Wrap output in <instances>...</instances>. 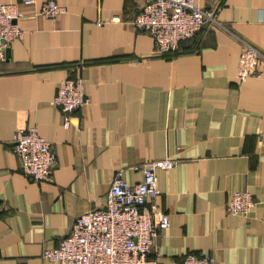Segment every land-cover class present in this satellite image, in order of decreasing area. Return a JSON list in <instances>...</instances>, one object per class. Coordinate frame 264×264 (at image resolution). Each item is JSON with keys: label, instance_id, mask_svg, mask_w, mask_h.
Listing matches in <instances>:
<instances>
[{"label": "crops", "instance_id": "0c3cea01", "mask_svg": "<svg viewBox=\"0 0 264 264\" xmlns=\"http://www.w3.org/2000/svg\"><path fill=\"white\" fill-rule=\"evenodd\" d=\"M3 1L17 5L23 35L0 60V264H57L43 248L105 207L115 173L134 184L133 165L164 157L177 162L157 170L153 204L169 226L151 256L264 264V61L259 76L237 77L238 38L264 47V0H196L221 25L171 56L131 23L145 0H54L66 11L53 18L38 13L47 0ZM67 77L83 78L89 102L65 126L50 100ZM33 125L57 157L50 184L24 175L12 150L14 132ZM244 189L249 215L229 214Z\"/></svg>", "mask_w": 264, "mask_h": 264}, {"label": "built area", "instance_id": "2783aa9c", "mask_svg": "<svg viewBox=\"0 0 264 264\" xmlns=\"http://www.w3.org/2000/svg\"><path fill=\"white\" fill-rule=\"evenodd\" d=\"M65 11L54 0H47L38 13L53 18ZM20 15L15 3L0 0V60L5 58L9 44L23 35V29L16 23ZM131 23L136 30L145 31L153 38L155 49L160 53H172L181 42L203 29L221 25L216 10L201 7L196 0H145ZM100 24L98 21L97 25ZM238 41V79L259 76L257 67L259 60L264 61V47L258 48L241 38ZM88 102L84 80L80 77L61 81L50 100L60 109L65 126L71 114ZM12 150L24 175L37 184L53 182L57 157L51 142L38 134L35 125L14 132ZM176 162L174 158L164 157L133 165L132 169L140 173V179L134 184L127 183L122 172L117 171L105 194V207L76 217L57 245L43 248L42 257L57 264H162L151 256L156 238L169 226L168 213L153 204L159 194L156 172L171 168ZM254 204L248 190H238L227 201L226 210L229 214L246 217ZM172 264H214V258L210 252L200 251L189 253Z\"/></svg>", "mask_w": 264, "mask_h": 264}, {"label": "trees", "instance_id": "16d2710c", "mask_svg": "<svg viewBox=\"0 0 264 264\" xmlns=\"http://www.w3.org/2000/svg\"><path fill=\"white\" fill-rule=\"evenodd\" d=\"M197 35V34H196ZM195 35V36H196ZM193 38V37H192ZM189 40V39H188ZM180 50H181V48H180V45H179V47H178V49L176 50V51H174V52H172V53H160V54H162V55H164V56H171V55H175V54H177V53H179L180 52Z\"/></svg>", "mask_w": 264, "mask_h": 264}, {"label": "water", "instance_id": "95a60500", "mask_svg": "<svg viewBox=\"0 0 264 264\" xmlns=\"http://www.w3.org/2000/svg\"><path fill=\"white\" fill-rule=\"evenodd\" d=\"M8 52V49L6 50V53Z\"/></svg>", "mask_w": 264, "mask_h": 264}]
</instances>
